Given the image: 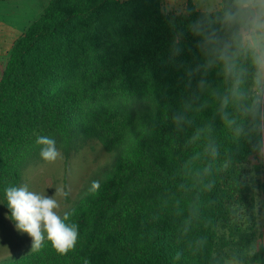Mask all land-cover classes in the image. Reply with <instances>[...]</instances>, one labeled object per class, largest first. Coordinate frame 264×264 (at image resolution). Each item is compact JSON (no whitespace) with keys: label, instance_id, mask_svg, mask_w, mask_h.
<instances>
[{"label":"trees","instance_id":"trees-1","mask_svg":"<svg viewBox=\"0 0 264 264\" xmlns=\"http://www.w3.org/2000/svg\"><path fill=\"white\" fill-rule=\"evenodd\" d=\"M201 12L191 0L180 13L164 11L162 0H48L14 41L0 77V207L8 218L5 189L42 160L37 137L54 139L65 159L92 140L115 160L100 189L68 210L66 223L78 225L73 249L59 254L45 234L39 250L0 264H264V163L252 162L262 148L233 139L209 90L200 97L207 107L189 113L191 126L178 132L171 119L199 79L186 88V69L203 62L188 27ZM176 32L183 39L173 57ZM216 71L207 79L223 91ZM209 123L219 151L205 177L210 192L194 176L209 162L205 141L187 143Z\"/></svg>","mask_w":264,"mask_h":264},{"label":"clouds","instance_id":"clouds-1","mask_svg":"<svg viewBox=\"0 0 264 264\" xmlns=\"http://www.w3.org/2000/svg\"><path fill=\"white\" fill-rule=\"evenodd\" d=\"M188 27L193 35L200 38L197 47L203 62L186 69V88L192 89L194 77L199 79L195 89L181 101L180 108L171 117L176 131L182 132L185 126L193 124L189 113L200 112L207 107V101H202L200 97L201 93L209 90L218 101L217 114L231 131L233 139L237 143L246 142L256 150L264 148V0H221L219 10L201 12L200 17ZM182 39L183 33L176 32L173 57L180 54ZM213 70H217L216 74L222 78L225 85L223 91L213 89L207 79ZM212 132L213 125L206 124L196 128L187 141L188 144L205 141L203 155L209 158V162L202 169H197L194 176L202 189L209 192L214 182L205 183V177L211 173L213 162L219 155ZM36 144L42 146L40 156L44 161L55 162L61 158L54 139L39 136ZM201 155L200 152L194 153L191 163L200 160ZM228 166L229 162L223 165L225 169ZM100 187V182L93 180L88 191L96 193ZM70 191L59 187L54 196H47L30 191L27 185L5 189L11 219L18 231L31 237L32 250L42 247L45 233L47 240L61 255L75 247L78 225L66 223L72 213L65 212L61 218L56 211L60 207L56 197L66 198ZM196 211L193 204L183 224V235L191 230ZM196 243L199 250L206 240L200 239ZM180 258L181 252L178 251L174 259Z\"/></svg>","mask_w":264,"mask_h":264},{"label":"rangeland","instance_id":"rangeland-1","mask_svg":"<svg viewBox=\"0 0 264 264\" xmlns=\"http://www.w3.org/2000/svg\"><path fill=\"white\" fill-rule=\"evenodd\" d=\"M48 0H7L0 1V77L9 51L14 41L26 26L36 19ZM187 0H162L166 12L180 13L184 10ZM200 11L218 9L220 0H191ZM115 157L106 153L102 147L92 140L80 144L76 151L71 152L67 159L61 154L55 162L43 159L27 167L22 175V185H27L30 191L41 195L54 196L56 188L70 189L66 198L56 197L60 207L56 210L62 216L88 192L93 180H100L106 170L113 164ZM264 163V148L258 158ZM261 237L264 238V227H261ZM46 234V233H45ZM32 250V239L27 233L20 232L15 222L8 218L0 207V260L2 257L20 254ZM225 264H238L227 260Z\"/></svg>","mask_w":264,"mask_h":264}]
</instances>
